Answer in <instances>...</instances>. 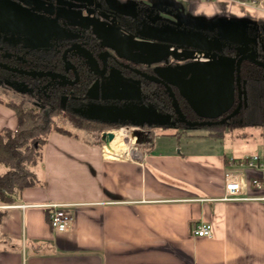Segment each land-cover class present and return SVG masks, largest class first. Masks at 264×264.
Masks as SVG:
<instances>
[{
    "label": "crops",
    "instance_id": "obj_1",
    "mask_svg": "<svg viewBox=\"0 0 264 264\" xmlns=\"http://www.w3.org/2000/svg\"><path fill=\"white\" fill-rule=\"evenodd\" d=\"M108 1L124 10L186 1L185 21L205 26L254 25L264 13L236 0ZM198 8L214 15H196ZM15 124L0 97V130ZM152 137L150 147L128 140L115 150L83 130L51 131L27 166L32 183L0 206V264H264V175L229 164L243 155L220 146L199 151L174 136L161 144ZM263 153L264 145L256 155ZM229 171L241 179L239 199H220ZM49 203L70 214L68 229L52 230ZM201 223L210 225L209 237L192 235Z\"/></svg>",
    "mask_w": 264,
    "mask_h": 264
},
{
    "label": "flooded vegetation",
    "instance_id": "obj_2",
    "mask_svg": "<svg viewBox=\"0 0 264 264\" xmlns=\"http://www.w3.org/2000/svg\"><path fill=\"white\" fill-rule=\"evenodd\" d=\"M98 3L104 9H107L103 0H98ZM169 7L170 4L152 7L139 3L134 8L119 9L123 12L121 14H111L108 11L98 12L95 10L93 12L94 14L90 15L95 18L100 17V19L105 21H111V23L119 25L130 36L140 39L134 35V25L137 23L139 24L138 27L142 28L145 21V13H148L146 11L152 8H154L153 12H156L155 16L158 21L161 22L163 19L167 21L169 19L175 22V18L170 14L160 11L162 9L169 11ZM171 10L174 13L176 12L173 9ZM83 13L86 14V12ZM180 19L185 21V18ZM97 23L95 25H100ZM102 26L104 27L106 25ZM182 26L189 28V25L186 24H182ZM211 26L212 28L214 27V30H204L203 32L210 38L208 44L217 50L219 48L220 51L215 55H213V52L206 53L201 51L198 57L211 60L216 59V55H219L221 57L220 60H222L220 62H223V66H227L230 61L234 64L241 55H245L246 58L240 63V93H238V87L235 84L234 77L231 102L229 103L227 101V104L224 103L226 109H223V112L214 113L213 117L209 118V120L217 122L229 115L222 124L217 123L214 125L228 127L229 124L235 125L241 122H249V125L254 127L264 125V109L260 110L259 115V120L262 121L260 123L261 125H254L253 119L256 116L250 106L251 104H248V96L252 91L253 85L256 83L264 87V28L256 23L247 26L246 30L238 32L237 35L235 32H219L215 26ZM230 39H234L236 42ZM175 47L174 45L170 46V51L174 50ZM176 48L177 51L181 50V47ZM29 49L21 46L7 45L0 38V62L22 70L55 73L56 76H30L0 67V83L12 92L14 91L15 93H13L15 95L23 93L21 97L29 98V103H32L34 107L56 105V110H63L68 113L88 117L86 114L72 110L71 107H89L97 111L98 109H103L104 105H107V107L117 105V109H120L122 104L127 102L126 97H123L124 88H130L133 90V95H135L136 90L139 91L141 102L146 104L149 101L156 104L159 101L161 104L158 105L161 109L173 112V108L170 105L171 100L164 86L158 81V78L165 77V79L170 81L171 89L186 119L191 121L208 119L200 117L181 96L182 91L187 93L186 91L189 88H197L199 86V83H195V80L189 81L187 76L179 74L181 72L179 65L185 63V60L182 58L169 56L167 63L157 62L148 64L145 62L148 57L141 54H131L128 51L120 50V56H117L113 50L107 46H102L100 40L95 38L89 29L74 28L59 19L56 22L54 38H51L43 47ZM87 52L95 56L97 63H94L87 56ZM63 54L65 58H63ZM196 60H199V58H196ZM220 72H213V75L207 76L210 86L212 85L213 89H215L213 86L214 83L220 77ZM199 78L205 79L204 76H200ZM197 82L204 83L202 80ZM10 84L13 87L17 86L22 88L23 91L15 90ZM262 90L264 91V88ZM199 92L201 93L200 90H197L195 94H199ZM138 102L133 99L131 104H138ZM239 102L240 106L238 110L233 115H230ZM175 116L174 114V118ZM97 118L93 119L105 121L101 120L102 118ZM259 120H256V122L254 120V122L257 123ZM175 126L180 128L186 127L179 121H176ZM140 128L146 133L145 138H152L151 133L153 128L147 126V124H144Z\"/></svg>",
    "mask_w": 264,
    "mask_h": 264
},
{
    "label": "water",
    "instance_id": "obj_3",
    "mask_svg": "<svg viewBox=\"0 0 264 264\" xmlns=\"http://www.w3.org/2000/svg\"><path fill=\"white\" fill-rule=\"evenodd\" d=\"M103 3L106 5L107 9H104L102 5L98 3V0H0V31L2 33L0 38L3 42L7 43V45L11 46H21L23 48H30L31 50L41 46L43 47L51 38H54L56 33V22H58L59 19L65 21L68 26L89 29L95 38L100 40L102 46H107L113 50L117 56H120V50H125L131 54H141L148 57L145 61L148 64L157 62L167 63L169 56L185 60L184 64L179 65L181 67V72L179 74L187 76L189 81L195 80V83H199V86L197 88H189L188 91H186L187 93L182 91L181 96L200 117L208 119H200V121L186 119L171 89L170 81L165 79V77L158 78V81L164 86L171 100L170 105L173 108V112L161 109L158 105L161 104L159 101L156 104L149 101L145 104L141 102L138 90H136L134 93L135 95H133V90L124 88L123 97H126L127 104H122V107L117 109L120 113L119 115L106 119L103 118V116L94 117L92 116L94 110L88 115L90 118L98 117L97 119L102 118L101 120H107L109 122L120 121L129 124L130 127L126 128L129 129V133L131 134L130 137L133 138L134 136L135 143L149 140L145 138L146 133L140 128L144 124H147V126L154 130V128H164L168 125H175L176 121L182 122L185 126L201 127L217 123L222 124L224 120L227 119L229 115L220 121H211L209 118H212L213 115L202 114L199 108L207 103L212 107L213 105L214 107L224 105V107L218 111L223 112V109H226L224 103L227 104V101L230 103L233 97L234 77L235 84L238 87V93H240L239 69L241 61L246 58L245 55H241L234 64L230 61L227 66H223V62H220L222 60H220L221 57H219V55H216V59L196 60L195 55L197 52H213V55H215L220 51L219 48L217 50L215 47L208 44L210 38L203 32L204 30H214V27L212 28L211 25L205 26L201 23H197L196 25V23L192 24L183 21L179 18V13H174L171 9H169V11L163 9L158 10L170 14L175 18V22L169 19H167V21L164 19L161 22L158 21L155 16L156 12H153L154 8L146 11L148 13H145V21L142 28L138 27L139 24L134 23V35L138 36L140 39L134 38L124 32L119 25L111 23V21L102 20L100 17L95 18L90 15L94 14L93 12L95 10L98 12L108 11L111 14L123 13L112 6L108 0H103ZM83 12H86V14ZM94 20L96 21L93 22ZM95 23L100 25H95ZM182 24L189 25V28H184ZM102 25L106 26L103 27ZM247 26L250 25L241 23H221L215 27L219 32H235L238 35V32L246 30ZM230 40L236 42L234 39ZM172 45L181 47V50L177 51L175 47L174 50L170 51L169 48ZM87 56L90 57L94 63H97L95 56L89 53ZM63 58H65L64 54ZM0 67L30 76H56L55 73L37 70H22L16 67H10L1 62ZM213 72H220V77L213 85L215 89L212 88V85L210 86L207 77L208 75H213ZM200 76H204L205 79L199 78ZM201 80L204 81V83L197 82ZM216 83L217 85H215ZM14 88L21 92L23 90L17 86H14ZM225 89L228 90L227 95ZM197 90H200L201 93L195 94ZM133 99L139 101L138 104H131ZM239 106L240 102L230 115H233L238 110ZM174 114L176 115L175 118ZM113 133V130L103 131L100 134V139L107 144L112 139Z\"/></svg>",
    "mask_w": 264,
    "mask_h": 264
},
{
    "label": "trees",
    "instance_id": "obj_4",
    "mask_svg": "<svg viewBox=\"0 0 264 264\" xmlns=\"http://www.w3.org/2000/svg\"><path fill=\"white\" fill-rule=\"evenodd\" d=\"M262 88L264 87L255 83L248 96V104H251L250 106L256 116L253 119L254 125H261L262 122L259 120L260 110L264 109V91ZM21 94L20 96H22ZM27 103H29L27 97H22L18 103L11 102V100L7 101V104L15 112L16 124L13 128L4 127L0 130V163L6 167V171L0 174V206L12 204L14 193L32 183L33 176L26 165L34 161L38 148L44 143L48 134L51 131L67 133L66 127L54 124L55 118L89 133L98 141L103 131L120 130L122 127L130 126L120 121H99L63 110H56V105H44L37 108L27 107ZM254 120L255 122L259 120V122L255 123ZM247 125L249 122H241L235 125L229 124V127L238 128ZM151 135H154L153 131ZM152 140L153 137L147 140V147L152 145Z\"/></svg>",
    "mask_w": 264,
    "mask_h": 264
},
{
    "label": "rangeland",
    "instance_id": "obj_5",
    "mask_svg": "<svg viewBox=\"0 0 264 264\" xmlns=\"http://www.w3.org/2000/svg\"><path fill=\"white\" fill-rule=\"evenodd\" d=\"M172 8L177 9L176 13H179L180 18H184V10L187 9L188 3L186 1H176L173 2ZM155 6V5H154ZM261 10V9H260ZM218 22H222V19L218 18ZM259 26L261 25L264 28V13L259 12V15L257 17L256 21ZM9 85V84H8ZM12 88L13 85L10 84ZM17 90L16 88H14ZM226 90V89H225ZM224 90V91H225ZM23 91V90H22ZM14 92V91H13ZM11 90H8L6 87H4L2 84H0V97L4 98L7 101L18 103L21 101L22 97L20 95H15ZM226 95L228 94V90L225 91ZM27 107H34L32 103H27ZM201 106V105H199ZM109 107V106H108ZM107 105L103 106V109L94 111L92 116H103V118H111L116 117L120 113L117 111V105L110 106L109 108ZM224 107H213L210 106V104H204L202 107L199 108L200 112L202 114L206 115H214V113L218 112ZM36 109V108H35ZM72 110L76 112H80L82 114H91L92 109L91 108H82V107H71ZM55 125L63 126L64 128L68 129L69 131H79V129H76L72 126H70L67 122H64L62 120H56V118L53 120ZM67 130V131H68ZM120 130L129 131L128 128H121ZM120 130H116L119 131ZM115 132V131H114ZM154 137L158 141L161 142L166 141L167 139H171V136H174L172 139L176 140L179 138L184 144L186 149H194V150H212V149H219L217 146H220L225 152L227 151L229 154L233 156L238 155H252V154H262V146L264 145V125L261 126H250L247 125L245 127H227L222 126L219 127V125H210V126H186L185 128H180L173 125L165 126L164 128H154ZM129 133V132H128ZM214 137L212 134H214ZM130 134V133H129ZM211 134V136H209ZM131 135V134H130ZM122 138V145L121 149L124 147V143L128 140H133L131 137ZM210 137L214 140H209ZM215 142V143H214ZM134 141H131V144L134 146ZM41 146L38 148L36 157L34 161H36L39 158ZM28 166V165H26Z\"/></svg>",
    "mask_w": 264,
    "mask_h": 264
},
{
    "label": "built area",
    "instance_id": "obj_6",
    "mask_svg": "<svg viewBox=\"0 0 264 264\" xmlns=\"http://www.w3.org/2000/svg\"><path fill=\"white\" fill-rule=\"evenodd\" d=\"M242 4L246 2L249 5L259 6L261 10L264 11V0H236ZM198 52L195 55V59H204L202 57H198ZM129 132V131H128ZM134 141V137L133 140ZM229 164L234 165L235 167L242 168L243 167H254L257 168L263 175H264V158L259 155H249V156H242L238 158H229ZM224 192L220 199L223 200H235L241 198V190H242V182L241 179L238 177L236 173L232 172H225L224 173ZM254 185L259 187L261 185V181L257 178L252 180ZM6 206V205H1ZM49 208L48 211V221L52 230L56 231H64L68 229L71 216L70 214L64 210L62 207L63 205L57 203H49L45 205ZM192 235L194 236H206L209 237L211 235V228L208 223H201L191 230Z\"/></svg>",
    "mask_w": 264,
    "mask_h": 264
},
{
    "label": "bare ground",
    "instance_id": "obj_7",
    "mask_svg": "<svg viewBox=\"0 0 264 264\" xmlns=\"http://www.w3.org/2000/svg\"><path fill=\"white\" fill-rule=\"evenodd\" d=\"M129 135L130 134L128 133V131H124V130H120V132L119 131H115L113 133L112 139L109 142V145L112 147V149L118 150V149L121 148L122 138L123 137L128 138ZM131 139H133V138H131Z\"/></svg>",
    "mask_w": 264,
    "mask_h": 264
},
{
    "label": "clouds",
    "instance_id": "obj_8",
    "mask_svg": "<svg viewBox=\"0 0 264 264\" xmlns=\"http://www.w3.org/2000/svg\"><path fill=\"white\" fill-rule=\"evenodd\" d=\"M209 8H211V6H209ZM195 14L196 15L203 14V15L206 16V18H209V19L212 18V16L214 15V13L211 10L205 11L203 8H198L196 10V13Z\"/></svg>",
    "mask_w": 264,
    "mask_h": 264
}]
</instances>
